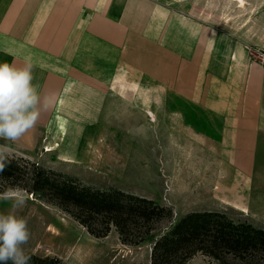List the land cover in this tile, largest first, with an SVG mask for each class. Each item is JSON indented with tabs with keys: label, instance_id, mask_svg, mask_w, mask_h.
Listing matches in <instances>:
<instances>
[{
	"label": "crops",
	"instance_id": "obj_1",
	"mask_svg": "<svg viewBox=\"0 0 264 264\" xmlns=\"http://www.w3.org/2000/svg\"><path fill=\"white\" fill-rule=\"evenodd\" d=\"M91 1L39 0L33 7L15 0L12 8L0 7V16H16L7 27L0 22V38L6 30L18 31V47L32 58L16 63L33 60V84L42 96L54 94L47 113L59 116L68 133H78L70 135L76 136L70 139L76 146L61 144L59 157L78 158L82 132L110 125L107 104L118 100L127 110L116 125L124 127L129 143L123 166L127 189L172 206L179 216L228 213V208L245 213L256 203L247 179L254 171L262 120L260 65L253 66L233 38L179 12H168L154 39L144 32L147 23L133 21L139 10L132 0H120L118 6L116 0ZM37 61L48 65L39 68ZM154 125L162 128L160 145L167 151L157 155L166 159L157 188L147 166L140 168L136 161L143 158L144 146L134 140ZM43 126L39 119L15 145L36 148ZM44 139L46 145L48 136ZM151 183L155 190L147 191Z\"/></svg>",
	"mask_w": 264,
	"mask_h": 264
},
{
	"label": "rangeland",
	"instance_id": "obj_2",
	"mask_svg": "<svg viewBox=\"0 0 264 264\" xmlns=\"http://www.w3.org/2000/svg\"><path fill=\"white\" fill-rule=\"evenodd\" d=\"M38 2L39 0H30V3L29 0H21V6L35 7ZM118 2L120 0H116L115 6ZM132 4L134 9L139 10L134 13L133 21L147 23L149 30L144 32L150 37L156 39L160 36L161 24L167 22L168 12H179L197 23L212 26L222 34L233 38L239 46L238 51L248 57L253 66L254 62L258 63L260 67L257 68L264 75V0H132ZM15 5V0H0V7L4 9ZM15 18L13 14H5L0 16V22H4L7 27L13 20L15 21ZM17 32L6 30V37L0 38V50L4 48L5 51L0 52V63H12L15 57L13 63L19 66L20 63H16L18 60L32 58L28 55L27 49L23 52V49L18 47L21 41L17 38ZM105 33L108 32H101L102 35ZM9 50H13L14 53ZM41 50L43 51V48ZM37 55L39 57L38 53ZM31 64L34 66L33 60ZM35 64L42 69L48 65L39 61ZM38 71L36 72L40 75L41 72ZM107 107H109L107 113L110 115L107 123L110 125L86 127V130L82 132L78 158L75 160L63 161L57 151L60 150L61 144L66 149L76 146L70 140L76 136L70 137V135H78V133L75 131L72 134L68 133V130L71 131L70 127L59 116L47 113V111L41 113L40 121L44 125V133L41 143L36 148L24 150L18 148L14 142L4 140H0V144H10L12 149L10 155L29 158L41 166L75 176L85 184L99 188H120L140 195L137 191L127 189L128 184L123 173L124 153L129 143L125 140L124 127L116 125L123 122L127 110H124V104L118 100L107 104ZM261 119L254 171L251 180L247 179L248 182H252V195L256 203L247 208L245 213L233 208H228V213H223L235 221H248L264 228V100ZM46 135L48 143L45 145ZM133 135H136V132H133ZM162 135V128L154 125V127L150 126L143 130L142 139L134 137L140 147H142L141 144L144 146L140 151L143 158L136 159V161L140 168L147 166L148 172L150 171L149 178L153 179L156 188L162 178L161 168L166 167V159L162 162V159L158 157H161L162 151L167 153L166 148L160 145L164 139ZM183 144L187 146L186 143ZM138 145L136 149L139 148ZM94 166L102 168L96 170ZM155 187L152 183L150 186L145 185L147 191L151 189L153 191ZM27 193L29 195L27 204L19 212L20 215L28 218V227L31 232L29 243L25 245V251L42 256L54 255L59 257L63 263L69 264H151L152 239L167 230L180 217L172 206L165 205L172 208V217H164L155 222L154 231L144 242L129 244L121 241L114 226L107 235L94 236L67 211ZM9 211H12L10 203L0 201V212ZM222 257L227 262L226 264H243L263 260L261 253L253 251L241 253L238 256L223 251ZM186 264L222 263L198 251L188 259Z\"/></svg>",
	"mask_w": 264,
	"mask_h": 264
},
{
	"label": "trees",
	"instance_id": "obj_3",
	"mask_svg": "<svg viewBox=\"0 0 264 264\" xmlns=\"http://www.w3.org/2000/svg\"><path fill=\"white\" fill-rule=\"evenodd\" d=\"M14 185L67 211L94 236H105L114 226L123 243L144 242L154 231L155 222L173 215L171 207L146 196L120 188L94 187L29 158L9 155L0 176V192ZM198 251L222 264L227 263L223 251L233 256L253 251L261 253L263 260L243 264H264V228L235 221L220 211H190L152 239L150 260L151 264H186ZM26 253L31 264H69L54 255Z\"/></svg>",
	"mask_w": 264,
	"mask_h": 264
},
{
	"label": "clouds",
	"instance_id": "obj_4",
	"mask_svg": "<svg viewBox=\"0 0 264 264\" xmlns=\"http://www.w3.org/2000/svg\"><path fill=\"white\" fill-rule=\"evenodd\" d=\"M33 66L26 62L0 63V140L15 142L33 129L54 103V94L41 95L33 84ZM10 144H0V176L8 166ZM29 195L19 185L8 186L0 192V201L9 202L12 211L0 212V264H31L25 251L31 232L28 218L19 212Z\"/></svg>",
	"mask_w": 264,
	"mask_h": 264
}]
</instances>
